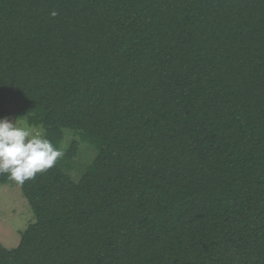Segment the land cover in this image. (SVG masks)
<instances>
[{"label":"trees","instance_id":"1","mask_svg":"<svg viewBox=\"0 0 264 264\" xmlns=\"http://www.w3.org/2000/svg\"><path fill=\"white\" fill-rule=\"evenodd\" d=\"M23 113L98 155L18 185L36 221L0 264H264V0H0Z\"/></svg>","mask_w":264,"mask_h":264},{"label":"rangeland","instance_id":"2","mask_svg":"<svg viewBox=\"0 0 264 264\" xmlns=\"http://www.w3.org/2000/svg\"><path fill=\"white\" fill-rule=\"evenodd\" d=\"M28 116L26 113L21 114L18 126H31ZM31 127L43 131L35 125ZM73 143L77 144V150L72 148ZM59 149L64 155L57 163L75 182L83 177L98 155L97 147L83 131L65 130ZM35 221L32 208L20 187L15 182L0 186V244L8 250L16 248L22 233Z\"/></svg>","mask_w":264,"mask_h":264},{"label":"clouds","instance_id":"3","mask_svg":"<svg viewBox=\"0 0 264 264\" xmlns=\"http://www.w3.org/2000/svg\"><path fill=\"white\" fill-rule=\"evenodd\" d=\"M63 155L43 131L0 118V175L17 185L23 186L54 168Z\"/></svg>","mask_w":264,"mask_h":264}]
</instances>
